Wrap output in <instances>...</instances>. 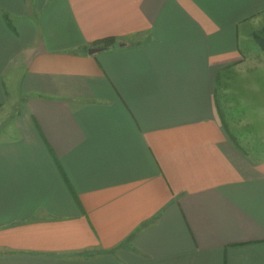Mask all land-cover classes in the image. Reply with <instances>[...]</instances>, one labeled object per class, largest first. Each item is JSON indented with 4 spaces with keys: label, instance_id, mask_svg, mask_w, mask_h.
<instances>
[{
    "label": "crops",
    "instance_id": "1",
    "mask_svg": "<svg viewBox=\"0 0 264 264\" xmlns=\"http://www.w3.org/2000/svg\"><path fill=\"white\" fill-rule=\"evenodd\" d=\"M261 21L264 0H0V264H264L262 145L218 91L264 117Z\"/></svg>",
    "mask_w": 264,
    "mask_h": 264
},
{
    "label": "rangeland",
    "instance_id": "2",
    "mask_svg": "<svg viewBox=\"0 0 264 264\" xmlns=\"http://www.w3.org/2000/svg\"><path fill=\"white\" fill-rule=\"evenodd\" d=\"M260 23L261 24L258 27L259 31H256L254 36L252 37V39L256 43L258 42L255 36L264 38V21H261ZM253 55L254 54L250 53L248 55L249 58L247 59H253ZM254 59L264 60V52L260 53L259 57ZM252 71L253 70H250L249 72ZM255 71V73H259L260 77L264 78V68ZM227 88L229 89L230 86L227 85ZM259 88V92L264 95V85L260 84ZM227 90H221L220 86L218 88L219 103L221 107H223L224 105L223 112L225 113V116L222 117L224 119V122L228 127L234 128L235 131L238 129V133L240 134V136L254 134L256 136V139L259 140L260 144L262 145L260 149L258 148L255 150L257 153L260 152L264 157V117H257L255 115H252V103L250 102L252 96L251 91H246L244 87V90L242 89L239 91L241 93L240 97H236L234 89L233 92Z\"/></svg>",
    "mask_w": 264,
    "mask_h": 264
},
{
    "label": "trees",
    "instance_id": "3",
    "mask_svg": "<svg viewBox=\"0 0 264 264\" xmlns=\"http://www.w3.org/2000/svg\"><path fill=\"white\" fill-rule=\"evenodd\" d=\"M258 44L260 45V47L262 48V50L264 51V38L262 37H259V36H255ZM115 39L111 38V39H106V40H103L101 42H99L100 45L103 46V48H109L111 47L114 43H115Z\"/></svg>",
    "mask_w": 264,
    "mask_h": 264
},
{
    "label": "water",
    "instance_id": "4",
    "mask_svg": "<svg viewBox=\"0 0 264 264\" xmlns=\"http://www.w3.org/2000/svg\"><path fill=\"white\" fill-rule=\"evenodd\" d=\"M106 48H91L89 49V54L93 55V54H96V53H100L102 52L103 50H105Z\"/></svg>",
    "mask_w": 264,
    "mask_h": 264
}]
</instances>
